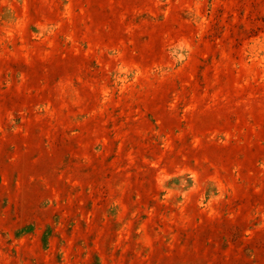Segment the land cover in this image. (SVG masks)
Wrapping results in <instances>:
<instances>
[{
  "label": "rangeland",
  "instance_id": "1",
  "mask_svg": "<svg viewBox=\"0 0 264 264\" xmlns=\"http://www.w3.org/2000/svg\"><path fill=\"white\" fill-rule=\"evenodd\" d=\"M0 264H264V0H0Z\"/></svg>",
  "mask_w": 264,
  "mask_h": 264
}]
</instances>
